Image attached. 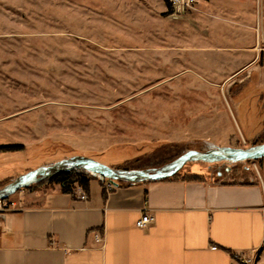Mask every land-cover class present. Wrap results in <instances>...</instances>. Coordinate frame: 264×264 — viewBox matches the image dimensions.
Masks as SVG:
<instances>
[{"label": "rangeland", "instance_id": "obj_1", "mask_svg": "<svg viewBox=\"0 0 264 264\" xmlns=\"http://www.w3.org/2000/svg\"><path fill=\"white\" fill-rule=\"evenodd\" d=\"M109 1L0 0V146H22L0 151V187L77 155L144 169L188 150L249 147L251 133L264 138V108L251 113L249 100L240 109L233 104L243 76L211 91L203 78L170 76L178 60L129 49L143 39L105 21L100 5ZM202 133L221 139H197ZM247 168L262 170L264 160L193 161L179 173L247 178ZM32 186L6 199L17 203L48 185ZM236 264H264V250L260 258L239 254Z\"/></svg>", "mask_w": 264, "mask_h": 264}, {"label": "crops", "instance_id": "obj_2", "mask_svg": "<svg viewBox=\"0 0 264 264\" xmlns=\"http://www.w3.org/2000/svg\"><path fill=\"white\" fill-rule=\"evenodd\" d=\"M101 6L107 23L143 39L129 49L178 60L170 76L203 78L209 91L243 76L233 104L240 109L249 100L251 113L264 108V0H198L180 15L166 0ZM249 136L247 145L258 141L256 133ZM197 139L221 138L202 133ZM188 172L205 178L119 182L105 194L103 178L93 176L87 201L60 184L28 190L15 209L0 213V264H236L234 254L260 258L264 169H245L247 178ZM146 210L153 220L140 229L136 222Z\"/></svg>", "mask_w": 264, "mask_h": 264}, {"label": "water", "instance_id": "obj_3", "mask_svg": "<svg viewBox=\"0 0 264 264\" xmlns=\"http://www.w3.org/2000/svg\"><path fill=\"white\" fill-rule=\"evenodd\" d=\"M263 156L264 142L249 147L216 146L204 151L189 150L162 166L144 169L113 167L89 156L77 155L60 160L51 165L40 166L19 175L11 183L0 187V199H6L20 189L27 188L34 183L74 169L87 170L102 178H108L118 185L120 181H124L125 183H142L145 181H156L173 177L179 173L188 162H240L257 159Z\"/></svg>", "mask_w": 264, "mask_h": 264}, {"label": "trees", "instance_id": "obj_4", "mask_svg": "<svg viewBox=\"0 0 264 264\" xmlns=\"http://www.w3.org/2000/svg\"><path fill=\"white\" fill-rule=\"evenodd\" d=\"M168 3V2H167ZM171 11V10H170ZM264 142V138L262 140H258L256 142L253 143V145L258 144V143H263ZM22 146L20 144H12V145H1L0 146V151H6V150H11V151H18L21 150ZM189 151V150H188ZM256 160H258L259 162H262L264 160V156L263 157H259ZM248 161V160H245ZM227 162H231V161H227ZM215 163V162H214ZM236 163V162H234ZM113 167H124V168H130L128 166H114L111 165ZM222 172H218L217 176H221ZM93 176H97L87 170L84 169H74L71 171H67V172H63L60 173L57 176H54L52 178L43 180L41 182L38 183H34L32 185H42V184H46V185H61L62 186V190L65 193H71L72 192V188L75 184H79L80 186H82L84 189H88L89 188V184L90 181L92 179ZM205 175H201V174H197V173H189L188 171L182 172V173H178L176 175H174L173 177H168V178H164L161 180H156V181H164V180H178V179H184V180H204ZM124 182V181H121ZM147 182H153V181H145L143 183H147ZM29 186V187H33V186ZM107 192H105L106 194Z\"/></svg>", "mask_w": 264, "mask_h": 264}, {"label": "built area", "instance_id": "obj_5", "mask_svg": "<svg viewBox=\"0 0 264 264\" xmlns=\"http://www.w3.org/2000/svg\"><path fill=\"white\" fill-rule=\"evenodd\" d=\"M169 4L171 13L173 15H180L188 10L194 9L198 0H166ZM103 185L106 192L111 191L117 185L108 178H103ZM72 193L77 196L79 200L87 201L89 199V193L79 184H75L72 188ZM16 203L8 199H0V213H8L15 209ZM153 220L152 215L146 210L142 216L136 222V225L140 229L146 228ZM95 238L101 242L103 236L99 232H95ZM214 248H216L214 246ZM239 254H234V259L237 260ZM243 255V254H240Z\"/></svg>", "mask_w": 264, "mask_h": 264}]
</instances>
